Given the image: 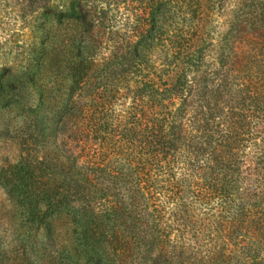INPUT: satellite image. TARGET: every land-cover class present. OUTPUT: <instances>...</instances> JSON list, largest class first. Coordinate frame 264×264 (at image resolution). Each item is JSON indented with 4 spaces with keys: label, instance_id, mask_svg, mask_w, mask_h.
<instances>
[{
    "label": "trees",
    "instance_id": "trees-1",
    "mask_svg": "<svg viewBox=\"0 0 264 264\" xmlns=\"http://www.w3.org/2000/svg\"><path fill=\"white\" fill-rule=\"evenodd\" d=\"M137 2L111 56L64 65L65 155L21 160L11 189L34 192L45 176L37 202L90 218L98 239L143 264H264V95L241 77L239 12L212 22L206 0ZM83 7L62 14L104 25Z\"/></svg>",
    "mask_w": 264,
    "mask_h": 264
},
{
    "label": "rangeland",
    "instance_id": "rangeland-1",
    "mask_svg": "<svg viewBox=\"0 0 264 264\" xmlns=\"http://www.w3.org/2000/svg\"><path fill=\"white\" fill-rule=\"evenodd\" d=\"M207 1L212 22L239 12L241 77L257 82V90L264 95V0ZM79 2L91 10L90 21L100 15L104 25L89 28L62 14ZM137 3V0H0V264H143L137 249H125L124 253L112 250L110 225L112 244L98 239L89 218L91 211L85 213L89 219L82 222V226L88 227L89 237L85 238L79 232L81 224L73 220V210L51 214L45 199L37 202L35 191L44 189L45 176L40 179L36 174L38 187L34 192L11 189L17 177L13 167L21 160L35 166L46 155H65L67 132L62 113L69 88L64 79V65L67 61H100L103 56H111L113 38L133 34L132 23L136 18L133 6ZM104 9L105 12H100ZM72 34L76 36L73 43ZM81 34L86 35L82 44L78 39ZM73 95L70 99L77 96ZM20 98L27 111L37 108L36 116L18 107L16 99ZM254 126L262 128L264 122L255 121ZM100 208L95 207V211L105 209ZM74 210L83 217L84 211ZM98 247V252H93ZM100 257L102 260L98 262Z\"/></svg>",
    "mask_w": 264,
    "mask_h": 264
}]
</instances>
